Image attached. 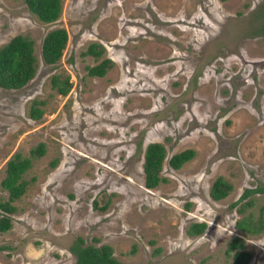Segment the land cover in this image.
Returning a JSON list of instances; mask_svg holds the SVG:
<instances>
[{
	"label": "rangeland",
	"instance_id": "374dc122",
	"mask_svg": "<svg viewBox=\"0 0 264 264\" xmlns=\"http://www.w3.org/2000/svg\"><path fill=\"white\" fill-rule=\"evenodd\" d=\"M60 1L59 17L41 23L22 0H0V45L26 35L35 57L24 86L0 88V180L13 154L44 146L11 202L0 264H74L76 238L109 245L122 264H234L224 253L238 234L230 204L264 187V0ZM58 27L66 45L46 65L41 39ZM90 43L101 46L98 59L80 54ZM103 58L110 67L88 76L85 66ZM54 74L68 76L65 95L50 87ZM32 99L44 102L38 120L27 115ZM151 142L164 147L165 181L147 189L141 164ZM187 148L193 157L170 168L167 159ZM218 176L232 189L213 201ZM249 197L246 212L264 204V193ZM193 222L205 229L188 236ZM244 246L246 264L263 263L264 231Z\"/></svg>",
	"mask_w": 264,
	"mask_h": 264
},
{
	"label": "trees",
	"instance_id": "16d2710c",
	"mask_svg": "<svg viewBox=\"0 0 264 264\" xmlns=\"http://www.w3.org/2000/svg\"><path fill=\"white\" fill-rule=\"evenodd\" d=\"M22 2L28 12L41 23L55 21L61 12L60 0H22ZM259 31L264 32V20L261 22ZM66 41L67 33L64 28L58 27L48 30L43 35L40 43L42 62L46 65L55 64L62 55ZM97 47V44L90 43L80 54L98 59L102 48L99 46V49H97ZM110 65L111 61L103 58L95 65L85 66L86 74L101 77ZM34 72L35 57L32 39L26 35L16 34L0 45V88L19 89L33 77ZM69 86L68 76L60 79L58 75L54 74L50 77V87L60 95H65ZM43 103L42 100L38 99L30 101L27 111L30 119H40L43 113L41 108ZM28 153L29 156L27 157H21L18 153H15L5 162L0 187L6 191L7 199L0 201V232H5L11 227L8 214L15 209L11 202L24 193L28 182L22 178V174L29 167L30 158L40 157L44 154L43 144L38 143ZM193 155L194 150L190 148L183 149L172 154L166 163L170 168L176 170L184 162L190 160ZM164 158L165 150L162 144L151 142L145 146L141 164L143 186L145 188H155L160 182L165 181V178L159 175ZM50 165L54 166V162H50ZM231 189V183L224 177L218 176L211 182L208 195L213 201H218L225 198ZM253 193H264V187L246 188L238 199L230 204V207L235 208V211L240 215L234 223V228L238 234L233 235L228 240L224 249L225 255L231 256L234 264H246L249 261L250 253L244 250V239L259 235L264 231V204L259 205L256 211L246 212L254 204V199L249 197ZM204 229V222H193L185 229V233L188 236L200 235ZM83 243L81 238H76L68 248L75 256L74 264H122L112 256V249L109 245L93 246ZM3 248L4 246H0V249ZM262 264H264V261Z\"/></svg>",
	"mask_w": 264,
	"mask_h": 264
}]
</instances>
